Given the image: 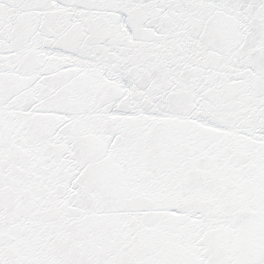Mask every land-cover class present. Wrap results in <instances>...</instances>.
<instances>
[{"label": "snow or ice", "instance_id": "obj_1", "mask_svg": "<svg viewBox=\"0 0 264 264\" xmlns=\"http://www.w3.org/2000/svg\"><path fill=\"white\" fill-rule=\"evenodd\" d=\"M0 264H264V0H0Z\"/></svg>", "mask_w": 264, "mask_h": 264}]
</instances>
